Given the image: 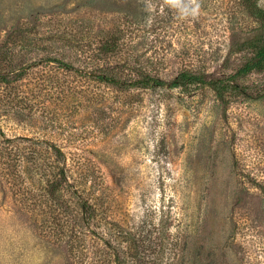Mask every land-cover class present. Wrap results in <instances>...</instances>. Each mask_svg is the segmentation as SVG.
Segmentation results:
<instances>
[{"label": "rangeland", "instance_id": "obj_1", "mask_svg": "<svg viewBox=\"0 0 264 264\" xmlns=\"http://www.w3.org/2000/svg\"><path fill=\"white\" fill-rule=\"evenodd\" d=\"M240 1L0 0V264H264Z\"/></svg>", "mask_w": 264, "mask_h": 264}, {"label": "trees", "instance_id": "obj_2", "mask_svg": "<svg viewBox=\"0 0 264 264\" xmlns=\"http://www.w3.org/2000/svg\"><path fill=\"white\" fill-rule=\"evenodd\" d=\"M240 3L243 5V8L257 20L262 29L257 36L248 41V56L246 58V62L237 70L236 73L238 75H245L253 71L264 73V7L259 5L258 0H241ZM105 44H108V42H105ZM109 51H112L111 47H107L104 52ZM95 58L96 60H102V57L99 56ZM54 61H56L62 68L74 69L73 64L65 61L63 58H56ZM98 78L101 81L118 83L115 80L116 78L109 73L98 75ZM141 79H143V82L147 81L145 82V85L150 86V82H148V80H150V75L145 74V76ZM198 79L199 78L195 74L184 71L178 73L171 81L159 82L157 79H154V84L160 85L161 83H164L170 88L185 87L189 84L197 83ZM216 81L220 83V86H216L218 87L217 91L220 96L223 95V91H225L234 82L232 79H217ZM51 146L55 149L56 153L62 154L59 146L54 144H51Z\"/></svg>", "mask_w": 264, "mask_h": 264}, {"label": "clouds", "instance_id": "obj_3", "mask_svg": "<svg viewBox=\"0 0 264 264\" xmlns=\"http://www.w3.org/2000/svg\"><path fill=\"white\" fill-rule=\"evenodd\" d=\"M172 2H175V0H172Z\"/></svg>", "mask_w": 264, "mask_h": 264}]
</instances>
